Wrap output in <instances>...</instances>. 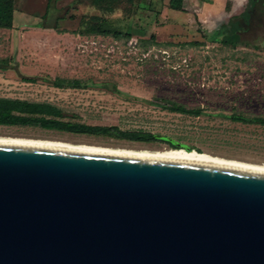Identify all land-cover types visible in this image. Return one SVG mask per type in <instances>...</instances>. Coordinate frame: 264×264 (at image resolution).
<instances>
[{
    "label": "rangeland",
    "instance_id": "1",
    "mask_svg": "<svg viewBox=\"0 0 264 264\" xmlns=\"http://www.w3.org/2000/svg\"><path fill=\"white\" fill-rule=\"evenodd\" d=\"M251 6L252 0H182V11H174L169 0H15L13 27L0 28V97L50 103L64 121L159 140L5 125L0 137L151 150L169 148L161 141L167 138L178 148L264 163V124L230 118L264 119V1L247 21ZM236 21L249 47L216 41ZM92 27L116 34H95ZM56 79L81 85L57 87ZM170 105L200 113L172 112Z\"/></svg>",
    "mask_w": 264,
    "mask_h": 264
},
{
    "label": "water",
    "instance_id": "2",
    "mask_svg": "<svg viewBox=\"0 0 264 264\" xmlns=\"http://www.w3.org/2000/svg\"><path fill=\"white\" fill-rule=\"evenodd\" d=\"M0 264H264V171L0 138Z\"/></svg>",
    "mask_w": 264,
    "mask_h": 264
},
{
    "label": "trees",
    "instance_id": "3",
    "mask_svg": "<svg viewBox=\"0 0 264 264\" xmlns=\"http://www.w3.org/2000/svg\"><path fill=\"white\" fill-rule=\"evenodd\" d=\"M105 1H110L115 4L120 0H94L95 3ZM262 1L264 0H252L253 6H251V8L249 7L245 13L247 21L250 20V17L254 12L255 4ZM14 3L15 0H0V28L11 29L13 27ZM169 8L177 11H182V0H170ZM238 22L239 21H236V24ZM39 27L56 29V27H49L42 24H40ZM90 30L95 34L101 35H109L113 33L116 34L114 30L98 27H92L90 28ZM243 31L244 29H241V24H237V26H234L232 30L224 31L220 36H217L216 41L232 47H249V44L242 40ZM2 61L4 60H0V63H3ZM25 79L31 82L35 80V78ZM53 84L57 87H78L81 85V83L76 80L65 81L61 79L54 80ZM165 108L172 112L195 115H199L200 113L198 109H186L181 105H170L165 106ZM63 115L64 114L60 108L50 103L31 102L21 99L0 97V125L33 126L47 130H56L76 134L103 135L116 139L145 143L159 140V137L154 134L137 131H124L120 130L117 126H92L76 122L64 121ZM230 118L238 122L264 124V119L258 117H245L238 114H232ZM161 141L166 142L169 145L170 149L178 148L177 145L170 139L162 138ZM183 148L192 150L188 147Z\"/></svg>",
    "mask_w": 264,
    "mask_h": 264
},
{
    "label": "bare ground",
    "instance_id": "4",
    "mask_svg": "<svg viewBox=\"0 0 264 264\" xmlns=\"http://www.w3.org/2000/svg\"><path fill=\"white\" fill-rule=\"evenodd\" d=\"M0 138L72 143V142L59 140V139H40V138L34 139V138H23V137H0ZM72 144L103 146V145L86 144V143H72ZM103 147H112V146H103ZM114 148H124V149H133V150H142V151H150V152L175 154V155L185 156V157H189V158L204 160V161H208V162L223 164V165H227V166L264 171V163H262V164L249 163V162L240 161V160H236V159H229V158H223V157L211 155V154H208L206 152H198L196 150H185L183 148H174V149H170V148L168 149L167 148V149H161V150H159V149L151 150V149H146V148H128V147H114Z\"/></svg>",
    "mask_w": 264,
    "mask_h": 264
},
{
    "label": "flooded vegetation",
    "instance_id": "5",
    "mask_svg": "<svg viewBox=\"0 0 264 264\" xmlns=\"http://www.w3.org/2000/svg\"><path fill=\"white\" fill-rule=\"evenodd\" d=\"M59 132H63V131H59ZM67 133H70V132H67ZM71 134H76V133H71ZM76 135H90V134H76ZM95 136H103V135H95ZM104 137H107V136H104ZM109 138H111V137H109Z\"/></svg>",
    "mask_w": 264,
    "mask_h": 264
},
{
    "label": "crops",
    "instance_id": "6",
    "mask_svg": "<svg viewBox=\"0 0 264 264\" xmlns=\"http://www.w3.org/2000/svg\"><path fill=\"white\" fill-rule=\"evenodd\" d=\"M170 1V0H169ZM168 9V8H167ZM171 9V8H170ZM173 10V9H172ZM174 11H177V10H174ZM53 29V28H52Z\"/></svg>",
    "mask_w": 264,
    "mask_h": 264
}]
</instances>
